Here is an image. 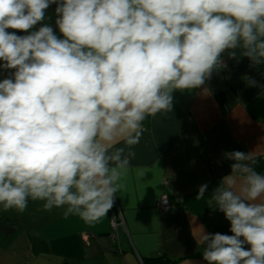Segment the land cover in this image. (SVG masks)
Instances as JSON below:
<instances>
[{"label":"clouds","instance_id":"obj_1","mask_svg":"<svg viewBox=\"0 0 264 264\" xmlns=\"http://www.w3.org/2000/svg\"><path fill=\"white\" fill-rule=\"evenodd\" d=\"M225 53L264 67V0H0V208L100 221L144 121L173 112L176 92L207 93ZM222 155L230 173L196 199L208 193L231 234L197 228L202 260L264 264V173L249 152Z\"/></svg>","mask_w":264,"mask_h":264},{"label":"crops","instance_id":"obj_2","mask_svg":"<svg viewBox=\"0 0 264 264\" xmlns=\"http://www.w3.org/2000/svg\"><path fill=\"white\" fill-rule=\"evenodd\" d=\"M54 9L46 10L42 23L55 30ZM225 59L227 66L206 82L207 93L176 92L173 112L144 121L124 188L100 221L65 215L63 208L47 211L40 201H30L23 212L0 208V264H144L152 257L169 264H205L196 229L230 228L224 215L207 205L208 193L230 173L232 162L222 154L264 155L260 68L247 58L237 62L225 53ZM6 75L0 72V80ZM249 79L258 84L250 85ZM204 183L208 193L197 200ZM163 198L175 207L161 210L157 204Z\"/></svg>","mask_w":264,"mask_h":264},{"label":"trees","instance_id":"obj_3","mask_svg":"<svg viewBox=\"0 0 264 264\" xmlns=\"http://www.w3.org/2000/svg\"><path fill=\"white\" fill-rule=\"evenodd\" d=\"M260 75H261V79L262 81H264V67H260ZM255 160V164L254 167L256 168L257 171L264 173V155H258L254 157ZM225 233V234H231L229 232V228H223L220 230H216L212 233ZM60 264H67V263H60ZM144 264H169V261L166 258H146L144 260Z\"/></svg>","mask_w":264,"mask_h":264},{"label":"built area","instance_id":"obj_4","mask_svg":"<svg viewBox=\"0 0 264 264\" xmlns=\"http://www.w3.org/2000/svg\"><path fill=\"white\" fill-rule=\"evenodd\" d=\"M157 205L161 210H170L175 207V205L170 203L166 198L161 199ZM112 223L115 226L116 222L114 221V219H112Z\"/></svg>","mask_w":264,"mask_h":264}]
</instances>
